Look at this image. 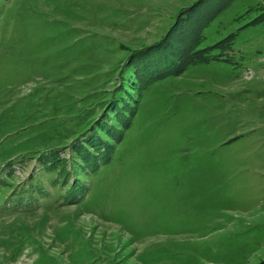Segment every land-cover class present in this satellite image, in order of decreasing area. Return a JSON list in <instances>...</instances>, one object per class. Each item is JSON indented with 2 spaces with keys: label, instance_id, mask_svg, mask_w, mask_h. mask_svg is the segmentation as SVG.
<instances>
[{
  "label": "rangeland",
  "instance_id": "obj_1",
  "mask_svg": "<svg viewBox=\"0 0 264 264\" xmlns=\"http://www.w3.org/2000/svg\"><path fill=\"white\" fill-rule=\"evenodd\" d=\"M0 264H264V0H0Z\"/></svg>",
  "mask_w": 264,
  "mask_h": 264
},
{
  "label": "trees",
  "instance_id": "obj_2",
  "mask_svg": "<svg viewBox=\"0 0 264 264\" xmlns=\"http://www.w3.org/2000/svg\"><path fill=\"white\" fill-rule=\"evenodd\" d=\"M183 11H184V9H183L180 13H182ZM180 13L177 15V20L175 21V23L172 24L173 26L176 25V24H178V20H180V16H182ZM219 44H221V43H217V44L215 45V47H216L217 45H219Z\"/></svg>",
  "mask_w": 264,
  "mask_h": 264
}]
</instances>
